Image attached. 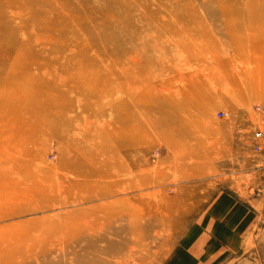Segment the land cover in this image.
I'll use <instances>...</instances> for the list:
<instances>
[{
    "label": "rangeland",
    "instance_id": "1",
    "mask_svg": "<svg viewBox=\"0 0 264 264\" xmlns=\"http://www.w3.org/2000/svg\"><path fill=\"white\" fill-rule=\"evenodd\" d=\"M10 92L45 107L0 159V264H168L198 199L264 207V0H0Z\"/></svg>",
    "mask_w": 264,
    "mask_h": 264
},
{
    "label": "crops",
    "instance_id": "2",
    "mask_svg": "<svg viewBox=\"0 0 264 264\" xmlns=\"http://www.w3.org/2000/svg\"><path fill=\"white\" fill-rule=\"evenodd\" d=\"M198 206L203 208L186 218V230L168 264L250 263L253 239L263 228L264 207L255 210L250 201L227 192L198 199Z\"/></svg>",
    "mask_w": 264,
    "mask_h": 264
},
{
    "label": "bare ground",
    "instance_id": "3",
    "mask_svg": "<svg viewBox=\"0 0 264 264\" xmlns=\"http://www.w3.org/2000/svg\"><path fill=\"white\" fill-rule=\"evenodd\" d=\"M198 87L199 86H197V89L200 88ZM199 91L200 94L203 93L202 89L201 90L199 89ZM14 92H16L15 89ZM15 95L17 94L11 93V95H8V101L0 98V113H2V115H0V159L3 160L4 158H6L7 154L10 153L9 151L13 149L15 152H22L23 154L29 153V150L26 148L27 138L31 139L32 136L39 133V132L36 133L35 130V124H38L36 123V120H38L39 118L37 116V109H41V108L43 109L45 107L44 106L45 104L41 103V101L38 100H34L32 104L29 100L30 97L33 96L32 94L26 92H20V94H18L19 96L17 95V98L12 99L14 98ZM180 98L181 97L179 96V99ZM185 98H181L180 100L178 98H177L178 100L175 98L176 100L170 99L166 101V106L164 107V111L168 107L171 108L176 107L177 109L185 110V106H186ZM187 107L189 106H186V108ZM158 109H162V105H159ZM178 113L181 116L180 112ZM39 116L41 118L40 114ZM170 118L174 119L173 117Z\"/></svg>",
    "mask_w": 264,
    "mask_h": 264
},
{
    "label": "built area",
    "instance_id": "4",
    "mask_svg": "<svg viewBox=\"0 0 264 264\" xmlns=\"http://www.w3.org/2000/svg\"><path fill=\"white\" fill-rule=\"evenodd\" d=\"M220 114H222V113H220ZM255 138L257 140H261L263 138V132H256Z\"/></svg>",
    "mask_w": 264,
    "mask_h": 264
}]
</instances>
